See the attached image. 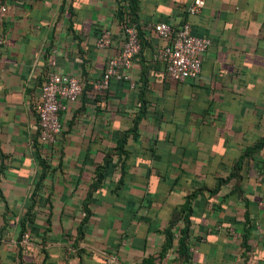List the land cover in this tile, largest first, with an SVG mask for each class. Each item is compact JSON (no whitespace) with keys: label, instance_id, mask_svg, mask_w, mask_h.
Masks as SVG:
<instances>
[{"label":"crops","instance_id":"crops-1","mask_svg":"<svg viewBox=\"0 0 264 264\" xmlns=\"http://www.w3.org/2000/svg\"><path fill=\"white\" fill-rule=\"evenodd\" d=\"M203 1L0 0V264H264V0ZM161 21L211 41L195 79L153 58ZM133 22L140 53L94 88ZM51 73L83 82L56 145Z\"/></svg>","mask_w":264,"mask_h":264},{"label":"built area","instance_id":"built-area-1","mask_svg":"<svg viewBox=\"0 0 264 264\" xmlns=\"http://www.w3.org/2000/svg\"><path fill=\"white\" fill-rule=\"evenodd\" d=\"M17 2L18 0H9ZM204 7L203 0H193L188 6L187 14L199 13ZM6 7L2 6L1 11ZM154 32L166 43L156 48L153 58L160 61L165 68V73L171 80L181 82L195 79L201 72V55L211 45L205 37H196L191 32V25L184 21L180 27L174 28L167 22H157L153 25ZM136 27L129 25L124 28L123 45L119 53L108 59L106 68L100 78L93 82L96 89H106L110 79L120 78L121 70L130 68L133 60L140 53V42L137 37ZM96 43L99 47L110 44L109 30H103ZM1 47V39H0ZM83 91V82L78 76L51 73L41 86V94L33 106L37 116L39 142L56 145L61 132L60 112L64 110V103H72L78 99ZM114 258L108 257L105 264H112Z\"/></svg>","mask_w":264,"mask_h":264},{"label":"trees","instance_id":"trees-1","mask_svg":"<svg viewBox=\"0 0 264 264\" xmlns=\"http://www.w3.org/2000/svg\"><path fill=\"white\" fill-rule=\"evenodd\" d=\"M129 1V5H130V9H131V11H130V13H129V17L131 16L132 18L133 17H135L136 15H135V8H136V5H135V0H128ZM120 14H121V16H123L125 13H124V11H123V7H121L120 8ZM126 16V15H125ZM127 17V16H126ZM130 24H132V25H134V22L133 23H130ZM129 24V25H130ZM140 46H141V49H142V43L140 42ZM141 49H140V51H141Z\"/></svg>","mask_w":264,"mask_h":264}]
</instances>
